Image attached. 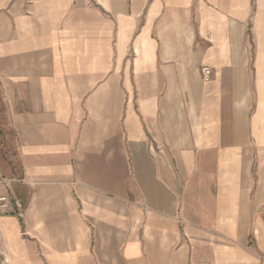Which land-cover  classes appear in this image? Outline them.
<instances>
[{
    "label": "crops",
    "instance_id": "obj_1",
    "mask_svg": "<svg viewBox=\"0 0 264 264\" xmlns=\"http://www.w3.org/2000/svg\"><path fill=\"white\" fill-rule=\"evenodd\" d=\"M0 175V264H264V0H0Z\"/></svg>",
    "mask_w": 264,
    "mask_h": 264
},
{
    "label": "built area",
    "instance_id": "obj_2",
    "mask_svg": "<svg viewBox=\"0 0 264 264\" xmlns=\"http://www.w3.org/2000/svg\"><path fill=\"white\" fill-rule=\"evenodd\" d=\"M203 73L207 77L211 74V69L209 67H203ZM8 182L9 181L7 179H4V177L0 175V206H3V207L7 206L8 203L10 202L8 195L3 194L1 192L2 186ZM15 202L17 205H20V203L17 200H15Z\"/></svg>",
    "mask_w": 264,
    "mask_h": 264
}]
</instances>
